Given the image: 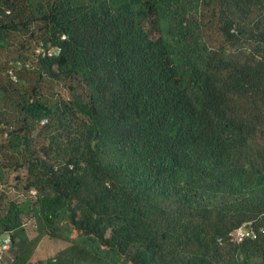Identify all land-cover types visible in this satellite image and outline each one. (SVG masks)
I'll return each mask as SVG.
<instances>
[{
	"label": "trees",
	"instance_id": "16d2710c",
	"mask_svg": "<svg viewBox=\"0 0 264 264\" xmlns=\"http://www.w3.org/2000/svg\"><path fill=\"white\" fill-rule=\"evenodd\" d=\"M11 173L0 264H264V0H0Z\"/></svg>",
	"mask_w": 264,
	"mask_h": 264
},
{
	"label": "built area",
	"instance_id": "2783aa9c",
	"mask_svg": "<svg viewBox=\"0 0 264 264\" xmlns=\"http://www.w3.org/2000/svg\"><path fill=\"white\" fill-rule=\"evenodd\" d=\"M64 37H62V40ZM60 52V48L57 46H52L50 48H45L42 44H39L35 50V54L42 57V58H52L57 56ZM17 68L21 66L20 63L15 65ZM27 68L28 65H25ZM8 76L12 82L16 81V77L13 74L12 69L8 71ZM45 121H42L41 124H44ZM31 195H34L32 192ZM264 233V228H256L253 222H245L241 224L239 227L235 228L228 234V242L233 245H240L245 240H255L257 239L258 235ZM218 243H221V240H218ZM11 247V239L9 235H5L0 237V259L2 256L10 249Z\"/></svg>",
	"mask_w": 264,
	"mask_h": 264
},
{
	"label": "rangeland",
	"instance_id": "374dc122",
	"mask_svg": "<svg viewBox=\"0 0 264 264\" xmlns=\"http://www.w3.org/2000/svg\"><path fill=\"white\" fill-rule=\"evenodd\" d=\"M63 95V92H62ZM16 174L11 173L8 177V187H1L0 190L3 191L4 193L7 194L8 197H13L17 198L19 197L21 191L16 190V185L14 182V177ZM23 176V175H22ZM32 224L30 222H27L25 224V228L30 231ZM75 233L73 234V237H75ZM52 256V250H51V245L49 244L48 240L46 238H43L39 244V246L36 249V252L32 258V263H35L36 261L39 260H44L45 258L51 257ZM7 258L9 259V255H5L4 259Z\"/></svg>",
	"mask_w": 264,
	"mask_h": 264
}]
</instances>
